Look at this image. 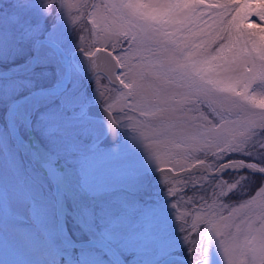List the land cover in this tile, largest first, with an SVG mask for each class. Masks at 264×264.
Masks as SVG:
<instances>
[{
    "label": "rangeland",
    "instance_id": "1",
    "mask_svg": "<svg viewBox=\"0 0 264 264\" xmlns=\"http://www.w3.org/2000/svg\"><path fill=\"white\" fill-rule=\"evenodd\" d=\"M122 2L124 0H0V68L20 64L28 55L33 38L41 33L57 41L66 52L75 48L89 52L94 47L112 50L122 65L135 66L141 58H151L153 53L136 50L135 45H130L131 36L123 34L124 30L116 19L118 13L109 7ZM231 2L239 3L240 0ZM219 11L207 5L198 9V14H203L207 24H202L204 35L195 42L211 40L208 55H215L216 50L227 43L228 33L220 32L223 25L215 23ZM101 16L106 19L102 20ZM256 20L251 17L243 27L250 28ZM178 35L186 36L187 33ZM50 66H38L15 79L0 78V111L3 102L22 92L27 84L30 87L52 81L55 75ZM118 72L121 79L131 83L126 75L127 68H119ZM21 79L24 82H20ZM66 86L59 102L62 111L49 118L45 114L40 117L43 120L40 129L43 128L48 139L71 137L80 149L82 145L79 143L87 141L88 137L99 136L102 127L88 125L82 132L68 111L71 108L78 111L90 98L106 104L121 127L118 143L87 155L86 161L82 162L79 174L88 196L113 191L117 185L134 191L145 179L147 181L150 173L159 169L169 168L175 172L197 162L206 163L213 169L218 165L213 152H219V149L215 147L212 136L207 135L208 130L216 128L221 133L239 135L244 130L241 124L247 119L243 113L237 115L235 109L225 110L219 103H212L210 107L209 100L192 95L176 96L173 103L179 101L182 111L174 113L173 119L161 120L159 114H142L144 100L130 95L131 90L125 88L120 80L118 85H113L99 74L84 78L72 67ZM253 87L256 91H264L259 85ZM46 108L42 106L37 113H49L50 109ZM256 116L258 119V111ZM177 121L181 127L174 126ZM49 129L54 130L51 133ZM216 134L213 132L212 135ZM262 139L264 134H258L256 143ZM206 141L211 151H205ZM15 146L19 147L17 142ZM72 148L77 151L74 146ZM225 159L264 160V152L257 151L252 157L233 153ZM244 175L248 177L245 184L253 178H261L240 170L216 175L190 172L168 181L155 182L152 191L159 195L169 192L172 200L161 196L155 203L149 200L141 203L133 198L126 200L131 207L128 212H133L132 207L143 212L140 215L144 222L141 233L134 237L129 235V215L117 214L111 209L108 213H101L106 215L103 218H107L101 226L103 237L123 248L122 252L129 257L128 264H157L163 256L176 253V249H186L185 253H191L197 264H227L219 243L221 237L215 233L204 237V230L208 219L218 220L221 216L229 217L235 213L232 215L235 223L230 230L236 240L227 245L228 259L234 264H248V256L243 252L247 235L245 221L253 213L240 208L248 197L241 198L235 190L227 195L228 181ZM255 226L258 228L259 223ZM67 228L71 238L80 235L76 226ZM95 232L102 237L98 231ZM127 240L132 243L127 245ZM205 246L207 252L199 261L201 249ZM0 264H113L101 250L67 247L59 241L51 189L43 183L41 175L32 170L25 154L8 143L4 129H0Z\"/></svg>",
    "mask_w": 264,
    "mask_h": 264
},
{
    "label": "snow or ice",
    "instance_id": "2",
    "mask_svg": "<svg viewBox=\"0 0 264 264\" xmlns=\"http://www.w3.org/2000/svg\"><path fill=\"white\" fill-rule=\"evenodd\" d=\"M206 5L220 10L215 23L223 25L220 32L228 33L227 43L222 44L215 55L207 54L211 40L195 42L204 35L202 24L207 22L203 14H198V9ZM109 7L118 13L116 19L123 34L131 36L130 45L153 53L151 58H141L135 66L122 65L116 57V67L127 68L131 83L121 79L119 72L116 78L131 90L130 95L144 100L142 114L152 112L159 114L161 120L173 119L174 113L182 111L179 101L173 103L174 98L195 95L209 100L210 107L212 103H219L225 110L235 109L237 115L243 113L247 117L239 135L221 133L216 128L209 129L207 135L212 136L219 149L213 152V157L218 165H223L221 172L250 169L261 174L260 179L253 178L247 184L246 175L229 180L227 195L235 190L241 198L248 197L240 204L241 209L253 213L245 221L247 235L243 252L248 256V264H264V160L225 159L233 153L252 157L257 151L264 152V139L256 143L257 135L264 134V91L253 87L264 88V0H240L239 3L231 0H124ZM251 17L257 18L256 22L250 28L243 27ZM101 19L106 18L101 16ZM181 32L187 35L179 36ZM174 126L181 127L180 122ZM213 132L217 134L212 135ZM205 145V151H211L207 141ZM234 214L218 220L208 219L204 230V237L213 233L221 237L219 243L227 264H234L228 259L227 247L236 240L230 230L235 223ZM206 252L205 246L201 253Z\"/></svg>",
    "mask_w": 264,
    "mask_h": 264
},
{
    "label": "flooded vegetation",
    "instance_id": "3",
    "mask_svg": "<svg viewBox=\"0 0 264 264\" xmlns=\"http://www.w3.org/2000/svg\"><path fill=\"white\" fill-rule=\"evenodd\" d=\"M36 38H48V39L55 41L54 39L47 37L45 34H42V33L40 34V36L34 37L30 43V46L28 47L29 53L25 57V59L30 55L31 48H32V42ZM55 42L62 48V46L57 41ZM46 49L47 48L42 47V46L39 47L38 49L39 59L37 61V65H35L30 70L22 74H19V75L10 77V78H13V79L19 78L20 76L25 75V73L27 72L34 71L36 67L38 66L48 65V64H45L46 62L40 61V59L43 57L42 54L44 55V51ZM54 75L56 78L55 70H54ZM81 76L86 78L83 75ZM54 79H52V81H49L47 83L38 84L36 86L27 87L29 86L27 84L26 88L22 92L15 94L13 97L8 99L6 102H3L4 104L0 111V129H4V131H6L7 137H8V143L11 144L13 148L15 147L16 149H18L15 146L17 139L15 138L14 135L11 134L9 124L15 121L16 124L14 127H15L16 135L22 136L23 138H26L25 128H24L22 119L17 117L16 114L12 113V110L9 109L8 106L13 102L14 112L16 110H18L17 112L21 110L20 112H22L23 114L24 113L28 114L29 125H30L32 136L36 139L38 144L46 151L45 154L40 151V149L36 146L35 142L33 141L31 142L33 143L34 146L37 147L35 149H37V152L40 154V156L41 155L45 156L44 158L45 165L47 167L48 166L51 167V164L54 163L55 166H58L57 163L54 162L53 159L51 158V154L57 157L58 161L62 163V165L58 167L59 170H57V174H59L60 180L63 183V187H64L63 201H64L66 211H67L64 214L65 230H68L67 226H71L73 228H75L76 226V229L79 230L78 233L80 235L75 237V240L86 239L88 237L86 230H92L94 232L98 231V233L102 236V238L105 241H107L110 245H112L119 252V254L125 259V262L127 261V264H128L129 257L124 252H122L123 248H121L120 245L113 243L108 238L106 239L105 238L106 236L103 237L104 233L101 229V226L103 225L102 222H107V218H103L106 215L105 214L101 215V213H108L109 210L111 209L115 210V213L117 214L127 213L129 215L127 216L129 218L127 219V222L128 224H130L129 229L131 232L128 234L129 235L131 234V236L134 237L140 234L142 231V227H143L142 225L144 222H143V219H141L143 217H141L140 215L143 212H141V210L139 209L136 210V208L134 207H132L133 212H128L130 211L131 207L127 205L128 203H126V200L129 198H133L132 200H135L138 202L140 201L141 203H144V201L146 200H149L150 202L155 203L157 202V200L161 198H165V199L167 198V199L172 200V195H170L169 192H166L163 195H159L157 194L156 191H152L154 186L152 187L151 192L147 191L148 187L146 186V179H145L142 185H140L134 191L126 189L124 186L117 185L115 186L113 191H110V192L103 191L101 193H98L97 195L88 196L91 198V199H88L86 191L81 185V175L79 174V172L81 171L80 167L82 165V162L86 161L87 155H90L97 150H101V149L113 146L119 142V140L121 139V127H119L120 123L116 120L115 115L107 107V105L98 100L104 108L108 109L112 113L114 120L118 124L119 137L115 142L111 144L97 146V143L99 142V140L106 134L107 123L104 120H102V118L100 117L91 116L90 114H85L84 111H85L86 106L88 105L90 101H93V99H95V98H90L79 108L78 111H74L72 108L69 109L68 111L72 115L75 125L80 127V130L82 129V132L85 131V127H87L88 125L93 126V124H97L98 127H102L103 131L99 136L96 135V137H94L93 139L88 137L87 141L79 143L82 145L80 149L77 147V143H75L73 138L71 137L62 138V137H53L51 135L53 139L52 138L48 139L45 135V131H43V128L40 129L41 124H43V120H41L40 117L45 114V117L49 118L50 116H53L55 113L59 114L62 111L60 110L61 107L59 105V102H60V97L62 95V92L66 89L67 86L64 87L56 96L47 98L45 95L36 94V95L27 96L22 100H17V99L23 96H26V94L40 87L42 88V87H46L50 85L54 81ZM27 81H30V79ZM20 82H24V80L21 79ZM33 101L37 102L36 104L37 106L35 105L34 109L32 108V110H30V105H31V102L33 103ZM28 102H29V105H28ZM25 106L26 107L29 106V107L26 108ZM40 106L41 107L46 106L47 107L46 109H50V112L46 113V111H43L41 113H37L38 110L41 108ZM53 125H55V123ZM53 130L49 129L51 133ZM69 130H72V128H69ZM48 140L50 141V143ZM72 146H74V148L77 150L76 152L73 150ZM28 160L31 164L32 170L37 172V174L41 175L43 179V183L47 187H49V189H51V197L54 202L53 190H52V186H51V183L48 177H46V175L41 170H39L29 158ZM103 172H107V171H103ZM123 198L125 199V202H123ZM126 210L127 212H125ZM128 240L130 241V239ZM128 240H127V245L132 243V242H129ZM137 244H140V243H137ZM186 246L188 247V245ZM90 248L98 249L96 247H90ZM77 249H85V248H77ZM182 250L184 252L186 251V249H182ZM204 255L202 254L199 255L198 257L199 261L203 259ZM184 256L187 257L190 261H192L193 264L198 263L197 260L193 261L194 259L191 253L188 255H184Z\"/></svg>",
    "mask_w": 264,
    "mask_h": 264
},
{
    "label": "water",
    "instance_id": "4",
    "mask_svg": "<svg viewBox=\"0 0 264 264\" xmlns=\"http://www.w3.org/2000/svg\"><path fill=\"white\" fill-rule=\"evenodd\" d=\"M42 43L48 44L55 51L59 53L63 65V78L60 81L56 80L50 86L38 88L30 92L28 96L36 95L40 93H48V92L54 93L56 91H59L61 88L65 86V84L68 81L70 65H73L74 68L80 74H83L87 77H90L96 73H100L103 76H105L109 82L115 84L118 83V80L116 78V72L118 67H116V61L113 55H110L111 52L108 51L107 49L102 47H95L89 53H84L81 49L76 48L72 50L70 53H65L54 41L48 38H36L32 43L31 52L28 58L24 62L15 65L13 67L0 69V77H9V76L18 75L28 71L33 66H35L38 60V49ZM35 105L36 104H34V106ZM19 112H17L16 114L24 121L25 129L28 136L27 141L25 142V144L27 145L26 147L27 149L25 150V153L31 158L34 164L47 175V177L50 179L52 184L54 202H55V211H54L55 229L59 241H61L64 245L70 247L95 246L101 249L102 251H104V253L113 261L114 264H126L124 258L116 251V249L113 246H111L107 241L100 238L94 232H90L89 230H86V233L88 234L87 239L73 240L67 237L65 233L66 230L64 228V214L66 212L63 201L64 187L57 179L58 174L56 173L55 175L54 164L52 163L51 167L49 166L47 167L42 157H39L36 151L33 152L30 150L31 147H34L33 143L31 142L33 141L36 143V146L40 149L41 152H43L44 154L46 152L38 144L36 139L31 134V130L28 123L29 117H27V115L23 114L22 112L20 113ZM84 112L85 114H90L91 116L100 117L103 120H105V122L107 123V132L104 135V137L99 140L97 146L111 144L117 140L118 137L117 124L114 122L111 114L107 110H105V108H103L97 101L92 102V104H88ZM43 157L45 156L43 155ZM203 166L208 167L205 163L197 162L188 168L175 172L172 171V172L174 176H178L190 172L192 173L202 172L203 170L200 168ZM222 167H223L222 164L217 165L213 169H208L206 171V174L216 175L221 172L220 169ZM241 170H247L252 173L261 175L260 173L252 171L250 169H241ZM164 171H171V170L169 168H164L161 170L159 169L156 173H150L149 178L146 181V186L148 185L147 183L152 177H155L160 173L163 174ZM224 171H231V170H224ZM173 263L192 264L186 257L178 254L166 255L159 261L158 264H173Z\"/></svg>",
    "mask_w": 264,
    "mask_h": 264
},
{
    "label": "bare ground",
    "instance_id": "5",
    "mask_svg": "<svg viewBox=\"0 0 264 264\" xmlns=\"http://www.w3.org/2000/svg\"><path fill=\"white\" fill-rule=\"evenodd\" d=\"M41 54V53H40ZM42 58L41 59H43V61L42 62H46L45 64H48V65H51L53 68H54V70H55V72H56V75L57 76H60L61 74H62V62H61V57L58 55V54H55V52L52 50V49H50V48H48V49H46L45 51H44V55L42 54ZM50 66V67H51ZM110 84H111V82H110ZM43 95V94H42ZM30 100V99H29ZM34 102V101H33ZM25 104V103H24ZM23 104V105H24ZM31 104H32V102H31ZM28 105H29V102H28ZM26 107V106H25ZM27 107H29V106H27ZM26 107V108H27ZM33 109H34V107H33ZM26 110V109H25ZM15 126V125H14ZM13 126V135L15 136V138L17 139V135H16V132H15V127ZM19 139H17V142H18V144L20 145V147H22V148H24V143H23V140L20 138V137H18ZM200 169H202L203 171V173H206V171L208 170V169H210L209 167H201ZM174 177V174H173V172L172 171H164V173L162 174V173H160V174H158V175H156L155 177H152L150 180H149V182H148V189H147V191H150L151 192V189H152V187L153 186H155L156 185V183L155 182H163V181H168V179H170V178H173ZM126 264H127V261H126Z\"/></svg>",
    "mask_w": 264,
    "mask_h": 264
},
{
    "label": "trees",
    "instance_id": "6",
    "mask_svg": "<svg viewBox=\"0 0 264 264\" xmlns=\"http://www.w3.org/2000/svg\"><path fill=\"white\" fill-rule=\"evenodd\" d=\"M257 175V174H256ZM260 175H258V176H254V177H259ZM180 250H182V249H179V250H175V252H178V253H182V254H184V255H187L184 251H180ZM173 253V252H172Z\"/></svg>",
    "mask_w": 264,
    "mask_h": 264
}]
</instances>
